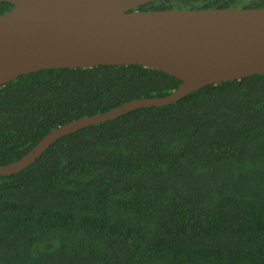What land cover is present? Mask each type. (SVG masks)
Segmentation results:
<instances>
[{
  "label": "trees",
  "instance_id": "1",
  "mask_svg": "<svg viewBox=\"0 0 264 264\" xmlns=\"http://www.w3.org/2000/svg\"><path fill=\"white\" fill-rule=\"evenodd\" d=\"M230 8L264 0L137 10ZM181 84L137 65L20 77L0 89V166L60 126ZM0 264H264V74L83 129L0 177Z\"/></svg>",
  "mask_w": 264,
  "mask_h": 264
},
{
  "label": "water",
  "instance_id": "2",
  "mask_svg": "<svg viewBox=\"0 0 264 264\" xmlns=\"http://www.w3.org/2000/svg\"><path fill=\"white\" fill-rule=\"evenodd\" d=\"M157 0H0V89L40 71L137 65L182 82L50 132L0 177L31 167L57 141L135 110L175 104L210 85L264 74V8L142 11Z\"/></svg>",
  "mask_w": 264,
  "mask_h": 264
}]
</instances>
